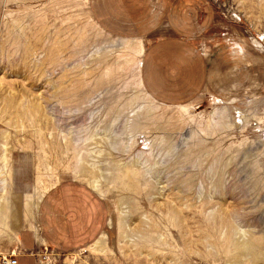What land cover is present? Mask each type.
Segmentation results:
<instances>
[{
    "label": "rangeland",
    "instance_id": "374dc122",
    "mask_svg": "<svg viewBox=\"0 0 264 264\" xmlns=\"http://www.w3.org/2000/svg\"><path fill=\"white\" fill-rule=\"evenodd\" d=\"M173 9L210 67L180 106L153 99L141 78ZM110 121L118 149L99 138L89 155L82 135ZM6 151L13 221L38 185L90 189L106 205L107 251H45L44 264H264V0H0ZM137 158L153 177L129 166ZM95 162L117 165L102 196L88 186Z\"/></svg>",
    "mask_w": 264,
    "mask_h": 264
},
{
    "label": "crops",
    "instance_id": "0c3cea01",
    "mask_svg": "<svg viewBox=\"0 0 264 264\" xmlns=\"http://www.w3.org/2000/svg\"><path fill=\"white\" fill-rule=\"evenodd\" d=\"M170 14L169 30L155 36L145 48L141 78L153 99L180 106L196 99L206 88L210 67L205 53L187 32L194 26L181 22L176 9ZM48 191L35 217L24 216L23 203L18 219L13 221L11 208L10 228L15 238L6 234L0 238V253L15 249L18 264H44L45 251L67 253L87 249L104 230L106 205L90 189L74 195L62 193L61 189Z\"/></svg>",
    "mask_w": 264,
    "mask_h": 264
},
{
    "label": "bare ground",
    "instance_id": "6f19581e",
    "mask_svg": "<svg viewBox=\"0 0 264 264\" xmlns=\"http://www.w3.org/2000/svg\"><path fill=\"white\" fill-rule=\"evenodd\" d=\"M136 102L137 100L135 99L132 100V107L134 106L136 108V106L137 107L140 106V105L138 106ZM191 107H192L191 104H186L182 106L181 108L188 111ZM126 108H129V107H126ZM126 108H123L120 111L123 112L124 110H126ZM139 109L140 107L138 108V110ZM151 109L153 110L156 109V106H151ZM113 126H114V121H110L108 123L102 124V127H99V126L90 127L89 126L90 128H87V130L85 128L86 131L82 135V140H81L83 141L82 144L89 145L91 140L94 141L100 138L102 142H105L109 145V148L111 149L110 151L118 149L119 140L117 139V136H113L111 134L113 130ZM4 137L7 138L8 136H4ZM2 145L4 146L5 144H2ZM87 151L90 153L89 155H91L92 151H91L90 145L88 146ZM6 153L7 151L2 152L0 154V238H2L6 234V235H9L11 239H13L14 232L10 228V221H9L10 203H9V192H8V185H7L8 177L6 175L8 166H9V161L7 159L8 156ZM173 154H174V150L172 147H170L168 150L164 151L163 156L165 155L173 156ZM101 166L102 164L100 162H95L93 166L89 167V169L94 170V172H97V174L94 175V179L88 182V185L92 187L94 190H96L100 195L101 193H103L102 186H101L102 179H105V180L111 179L117 165L111 166L110 167L111 170H109L110 168H107V170L105 168V171L101 170ZM129 166L131 168L132 167L138 168V170L142 172V175L144 178L153 177L152 167L148 166V164H146V162L143 159L137 158L131 161ZM49 189L50 187H41L38 185L34 187L32 192L26 193V204H25L26 205V208H25L26 217H31L37 212V210L39 209V205L46 191H48ZM120 215H121V218H120L121 222H125L127 219V214L123 210V208H121ZM113 226H114V218L111 216L110 221H109V227L112 228ZM238 239H239L240 246L246 248L248 245V238L246 237V235L242 234L239 236ZM108 240H109L108 231L106 230L92 244H90L87 249H91L93 251H98V252H105L109 248ZM249 257H250V254L244 253V255L241 258H249ZM232 264H238V262L234 261L232 262Z\"/></svg>",
    "mask_w": 264,
    "mask_h": 264
},
{
    "label": "built area",
    "instance_id": "2783aa9c",
    "mask_svg": "<svg viewBox=\"0 0 264 264\" xmlns=\"http://www.w3.org/2000/svg\"><path fill=\"white\" fill-rule=\"evenodd\" d=\"M0 264H18V253L15 249L0 253Z\"/></svg>",
    "mask_w": 264,
    "mask_h": 264
}]
</instances>
